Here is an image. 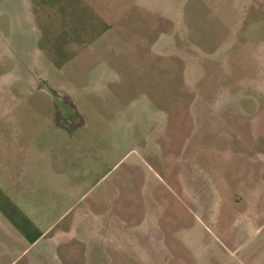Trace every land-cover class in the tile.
I'll return each instance as SVG.
<instances>
[{
  "label": "crops",
  "instance_id": "crops-1",
  "mask_svg": "<svg viewBox=\"0 0 264 264\" xmlns=\"http://www.w3.org/2000/svg\"><path fill=\"white\" fill-rule=\"evenodd\" d=\"M149 3L0 0V264H264V39L175 81Z\"/></svg>",
  "mask_w": 264,
  "mask_h": 264
},
{
  "label": "rangeland",
  "instance_id": "rangeland-1",
  "mask_svg": "<svg viewBox=\"0 0 264 264\" xmlns=\"http://www.w3.org/2000/svg\"><path fill=\"white\" fill-rule=\"evenodd\" d=\"M148 1L149 5L157 9L159 20L168 18L170 24L168 38L172 37L173 40L172 52L169 49L168 56L175 58V81L178 79V73H181L180 60L187 57V52L190 58H194L198 54L200 57L203 55L202 58H205V55L207 58L228 57L229 50L218 53L216 56L212 50V53H207L208 57L206 50L204 51L207 42H215L223 36V39L227 38V41L235 38L238 41L244 39L251 45L264 39V12H255L251 9L248 13L238 15L237 19L234 15L229 14L230 0H141L142 4H146ZM159 41L161 40L159 39ZM198 47L202 52L198 50ZM2 49L5 51V47ZM9 49L16 55L20 51L18 46ZM183 53L186 56L183 57ZM244 54V50L239 51L236 58H243ZM78 97L79 99L77 98L76 101L84 104V100L80 96ZM207 241H209L208 237ZM245 247L244 239H239L233 246L228 245L227 249H223L221 264H240L239 259L242 258L240 252H243Z\"/></svg>",
  "mask_w": 264,
  "mask_h": 264
},
{
  "label": "flooded vegetation",
  "instance_id": "flooded-vegetation-1",
  "mask_svg": "<svg viewBox=\"0 0 264 264\" xmlns=\"http://www.w3.org/2000/svg\"><path fill=\"white\" fill-rule=\"evenodd\" d=\"M72 123V119H70V122H69V124H71Z\"/></svg>",
  "mask_w": 264,
  "mask_h": 264
}]
</instances>
